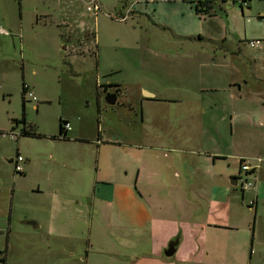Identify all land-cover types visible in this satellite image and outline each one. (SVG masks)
Listing matches in <instances>:
<instances>
[{
    "label": "rangeland",
    "instance_id": "rangeland-1",
    "mask_svg": "<svg viewBox=\"0 0 264 264\" xmlns=\"http://www.w3.org/2000/svg\"><path fill=\"white\" fill-rule=\"evenodd\" d=\"M95 1L96 15L86 8L94 0H0V26L10 33L0 35V211L6 222L0 264L3 257L4 264H149L147 256L158 253L165 236L160 224L149 231L122 228L111 217L114 203L98 198L94 211H100L101 223L98 228L94 223L84 240L47 241L49 192L54 186L85 189L88 177L104 167L96 146L81 140L100 135L121 143V151L108 144L102 150L108 149L105 160L113 163L116 178L129 181L135 191L141 187L135 184V154L140 149L142 156L143 147H159L156 154L147 152L152 161L170 166L171 179H177L174 173L179 179L195 177L189 158L217 149L230 155L235 177L254 181V174L240 172V156L264 157L259 149L264 147V83L255 80L264 77V0H196L209 2L215 15L195 17L188 0ZM66 12L71 17L63 21ZM225 67L235 70V80ZM109 82L120 87L114 105L104 100ZM178 96L181 102L170 100ZM201 100L210 107L203 116ZM60 119L74 122L89 139L74 138L73 132L60 139ZM22 129L38 136H18ZM10 131L17 134L13 140L1 136ZM175 136L172 147L178 152H168ZM17 154L24 159L21 174L7 161ZM144 163L139 182L147 183ZM125 168L132 170L126 174ZM140 189L156 217L172 216L169 194L153 188L160 202L155 208L147 186ZM241 191L236 185L241 206L236 211L243 218L235 234L250 237L254 218L248 224L244 217L248 202ZM27 220L41 226L33 228ZM229 264L248 263L232 259ZM258 264H264V254Z\"/></svg>",
    "mask_w": 264,
    "mask_h": 264
},
{
    "label": "crops",
    "instance_id": "crops-1",
    "mask_svg": "<svg viewBox=\"0 0 264 264\" xmlns=\"http://www.w3.org/2000/svg\"><path fill=\"white\" fill-rule=\"evenodd\" d=\"M188 1L191 15L197 16L194 7V3L197 1ZM94 3H96L95 0ZM64 15L62 17L63 21L69 20L71 17L68 12ZM0 35L9 36L10 33ZM224 58L226 59V57ZM225 69L230 71H227L226 74H230L231 80L237 78L232 67H225ZM226 80L230 84L231 80ZM255 80L259 84L264 83V77L262 79V76L256 77ZM109 83L115 85L114 83ZM237 89H240V86H237ZM146 96H151V94L146 92ZM231 96L234 97L233 95ZM179 99L180 101H178ZM170 100L181 102L182 99L178 96ZM197 105L201 116L205 115L207 109H210V107H204L203 100L199 101ZM262 114L264 115V112ZM255 119L256 117L253 116L252 120ZM67 122L71 126V130L66 132L67 138H69L68 134L72 132L74 138H86L82 137V131L76 127L74 122ZM97 138L96 140L89 138H86L89 140H81L83 143L96 146V149L102 154V165L104 167L100 169L99 174L95 175L96 178H94L95 176L93 178L88 177L85 189L76 188L72 191H66L54 186V191L49 192V194H52L51 204L48 205V221L46 230L43 232L47 237V241L58 242L74 237L84 240L86 238L84 233L89 231L94 223L97 228L101 223L100 218L102 216L100 211H94V202L96 203V198H98L99 200L110 202V204L114 203V206L110 209L111 217L114 216L122 228L135 227L142 228L137 230L149 231L154 230L156 224H160L159 230L165 236L162 237V243L157 248L158 253L147 256L149 264H229L232 259L239 262L247 260L248 264H258L259 255L264 254L263 163L254 173V188L241 191L242 193L239 194L241 199L244 200L246 197L248 202L247 208L249 212L244 214L248 224H250L251 217L254 218L251 236L247 237L244 234L239 236L235 233L240 229L238 222L243 217L237 215L236 209L237 207L241 209V206L237 205L236 186L230 184V179L235 177V172L229 160L230 155L226 151L219 152L215 149L214 151H206L205 156L198 154V157L189 158L187 163L191 167V172L196 176L193 178L185 176L183 179H179V175H176V173H174V177L177 179L167 177L170 166L165 165L163 167L156 161L155 157L152 161V156L149 155L150 153L147 150H153L156 154V150L159 147H143V157L138 152L140 149L136 152L135 184L139 183L141 187L143 184L147 186L148 201L154 204L155 208L160 203L154 198L157 194L153 192V188L161 189L165 192V196L169 194L171 197L170 207L174 209V212L172 216L166 215L163 218L156 217L155 213L153 214V211L148 208L145 203L147 199L144 192L140 189L141 187L135 191L129 181H122L116 178L115 170L111 168L113 163L105 160L108 149L102 150L103 144L112 145V147H116L118 151H121V143L110 140L103 141L100 135ZM171 139L170 143L168 142L170 144L167 148L168 152H178L176 148L172 147L178 143L177 136ZM259 149L260 152H264V147ZM164 156L168 157L165 153ZM240 158L244 157L240 156ZM145 160L148 161L147 183L139 182L142 180L144 172L142 166L145 164ZM181 161L182 159L179 158L174 163L180 165ZM8 163H13V161ZM130 170L132 169L125 168L126 174H129ZM102 171L103 174H101ZM128 177L130 178V176ZM9 195L10 199H12L13 194L11 191ZM109 219L110 223L111 218ZM28 222H34L35 224L37 222L32 220L24 222L33 228L41 226L39 223L37 227H34ZM5 224V213L0 211V233L4 231ZM145 227L148 229H144ZM171 242H176L175 253L171 257H165L163 252ZM131 259L127 257L128 261H131ZM167 259H174V262H168Z\"/></svg>",
    "mask_w": 264,
    "mask_h": 264
},
{
    "label": "built area",
    "instance_id": "built-area-1",
    "mask_svg": "<svg viewBox=\"0 0 264 264\" xmlns=\"http://www.w3.org/2000/svg\"><path fill=\"white\" fill-rule=\"evenodd\" d=\"M87 10L93 12V14H97V12L100 10L99 6L96 3H93L92 6H87ZM0 34H8V32L0 26ZM250 46L253 48H258L259 43L257 41H251ZM28 97L32 100L35 101L36 98L32 93H28ZM63 129L65 132L71 130V126L69 122L65 123L63 126ZM16 133H10L9 136L10 139H14ZM3 136V135H2ZM6 136V135H4ZM24 159L20 154H17L16 157L13 159V165H14V172L15 174H21L23 173V163ZM240 165H239V170L240 172H244L246 175L254 174L256 169L264 163V157L257 156L253 158H240ZM240 181L238 182V186H240L242 191L250 190L254 188L255 182L253 180H249L247 178L239 177Z\"/></svg>",
    "mask_w": 264,
    "mask_h": 264
},
{
    "label": "trees",
    "instance_id": "trees-1",
    "mask_svg": "<svg viewBox=\"0 0 264 264\" xmlns=\"http://www.w3.org/2000/svg\"><path fill=\"white\" fill-rule=\"evenodd\" d=\"M240 1L243 2L244 0H240ZM208 3L205 2V1H197V2H195L194 6H195V9H196V12L197 13H203V14H206V15H209V16L215 15L214 13H211L212 7ZM26 91H27V87H24L23 94H25ZM65 123H67V121H64L62 119L59 120V138L62 139V140L68 139L67 135H66V132L63 129V126H64ZM10 133H15V132L10 131ZM10 133H8V134H4L3 133L1 135H6L7 136ZM18 136H38V135H36L32 131H27L26 129H22L19 132ZM6 243H7V238H6ZM4 256H5V254H4ZM1 261L4 264L5 263V257H3V259H1Z\"/></svg>",
    "mask_w": 264,
    "mask_h": 264
},
{
    "label": "water",
    "instance_id": "water-1",
    "mask_svg": "<svg viewBox=\"0 0 264 264\" xmlns=\"http://www.w3.org/2000/svg\"><path fill=\"white\" fill-rule=\"evenodd\" d=\"M115 101H116V98L114 97V95H111V94L107 95V97L105 98V102L108 105H114ZM7 161L12 162L13 159H8ZM239 181H240V178L233 177L230 179V184L236 186ZM28 223L33 225L34 227H37V224H35L34 222H28ZM175 247H176V242L169 243V245L167 246V248L163 252L164 256L165 257L173 256L175 253Z\"/></svg>",
    "mask_w": 264,
    "mask_h": 264
},
{
    "label": "flooded vegetation",
    "instance_id": "flooded-vegetation-1",
    "mask_svg": "<svg viewBox=\"0 0 264 264\" xmlns=\"http://www.w3.org/2000/svg\"><path fill=\"white\" fill-rule=\"evenodd\" d=\"M247 1H249V0H244L243 2H241V1L240 2L246 3ZM104 89H105L104 90V100L107 97V95L111 94V95H114V97L116 98V101H115V104H116V102H118V99L120 98V88L118 86H115V85H112L109 83L105 86ZM100 95H101V93H100Z\"/></svg>",
    "mask_w": 264,
    "mask_h": 264
}]
</instances>
